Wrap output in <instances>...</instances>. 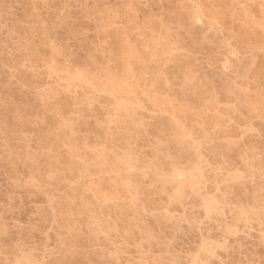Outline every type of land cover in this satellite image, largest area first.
I'll return each instance as SVG.
<instances>
[{"label": "rangeland", "instance_id": "obj_1", "mask_svg": "<svg viewBox=\"0 0 264 264\" xmlns=\"http://www.w3.org/2000/svg\"><path fill=\"white\" fill-rule=\"evenodd\" d=\"M261 14L260 0H0V264H259ZM233 51L252 61L250 73L223 71L225 62L238 63ZM164 61L169 75L158 80ZM184 64L196 71L178 86ZM237 84L240 94L232 91ZM243 89L251 90L245 100ZM93 98L103 106L89 107ZM217 124L224 132L203 160L219 167L227 161L217 153H226L239 161L223 141L248 129L254 169L234 190L225 173L202 192L196 173L181 168L174 182L187 194L172 203L158 162L168 154L198 158L184 136ZM181 219L195 223L177 236ZM148 231L177 243L145 246Z\"/></svg>", "mask_w": 264, "mask_h": 264}, {"label": "snow or ice", "instance_id": "obj_2", "mask_svg": "<svg viewBox=\"0 0 264 264\" xmlns=\"http://www.w3.org/2000/svg\"><path fill=\"white\" fill-rule=\"evenodd\" d=\"M127 7L132 8L134 5H128ZM260 8L262 10V14L260 17V31H261V50L264 52V0H260ZM209 24L219 28L220 27V21L217 18L209 17L208 20ZM196 23L198 24H204V18L200 17L197 19ZM145 24H148V21H145ZM151 27V25H148ZM162 35V33H161ZM158 43H162V41H158ZM60 52L61 57H65V54L62 49H58ZM138 56H144L145 53L141 52L138 49L137 52ZM233 56L238 61V63H229L225 62L223 65V71L227 74H243L245 72H249L251 68L254 66L251 60H245L240 52L233 51ZM70 59V58H68ZM156 71V79L158 80H167L169 72H168V63L167 61H164L163 67H158L155 69ZM178 73L181 74V79L178 82V86L180 84H183L184 86H187V84L191 83L193 81V76L195 73V69L192 67L191 64H184L181 66V68L177 69ZM209 88L212 87L211 81H209ZM153 87L155 88V83H153ZM232 91L237 92V94H240L241 90L239 88V85L237 84V87L233 89ZM251 94L250 89H243V95H241V99L245 100V97L247 95ZM97 104H100L103 106V102L97 98H93L89 101V107L95 108ZM253 105H249V108H253ZM260 110L262 117H264V69H262V77L260 82ZM147 111V109H145ZM97 123L100 126H108L110 130L114 131V127L107 125V121H102L99 118H97ZM146 123V121H145ZM151 132V128L147 127L145 128V134ZM224 132L223 126L220 124L215 125L210 130H201L199 133L193 129L192 132L187 133L184 136V140L195 145L196 151L198 153V158L193 159L191 156H185L184 154H181L178 157H174L170 154L162 156L160 161L157 164V171L160 172L161 169H163L162 172V178L166 180V182L171 183L170 187V196L169 199L172 203H180L184 197L187 194V188L185 186L177 185L174 182V177L176 173L181 168H191L192 172L196 173V179L200 181V188L203 192L204 187L206 184H212V183H219L220 177L226 175V179L228 181L229 186L234 190L236 185H241L242 182L246 180L247 177L250 175V171L254 169L255 167V157L253 155L254 149L251 144H249L248 136L249 131L248 129H241V133L235 135L234 137H229L227 140H224L223 143H230L231 146L234 149H237L239 151V161L233 160L229 155L226 153H217V156H223V159L227 161L226 164H221L219 167L216 166V161L209 159L207 162L203 160V155L205 152L206 147H211L213 144H217L219 141L217 140V134H222ZM261 144L259 147V162H260V215L262 220V225H264V128L261 129ZM157 140L160 143H163V135L157 136ZM163 151V149H161ZM187 160L188 163H185L184 161ZM240 161H243L241 163ZM215 178V179H214ZM49 179L50 180H56L57 179V171L53 170L49 173ZM167 186V183H166ZM153 188H156L157 185L153 184ZM148 193H145V196L147 197ZM55 207V205H54ZM147 211V210H146ZM165 215L167 217H172L171 212L168 210H165ZM241 215L243 216H250L251 211L249 209H243L241 211ZM174 219V217H172ZM185 223H189L190 226H194L195 222L188 221L185 219H181L178 221V226L175 229L177 236L180 234V232L183 229V226ZM200 227H204V221H200ZM177 236H170L169 238H162L158 236L156 233L152 231H148L145 233V239L142 241V243L146 246L150 243H159L160 247H167L171 249L173 245L177 243ZM262 237H264V227H262ZM147 250V249H145ZM206 251V245H201V255ZM7 264H38L36 261H28V262H22V261H8ZM50 264H80V262H63V261H54L50 262ZM91 264H101L99 261H92ZM103 264H215V262H210L206 259L203 260H196V261H188L185 262L183 260H173V259H157L155 261L148 260V261H139V262H133L128 261L125 262L123 260H117L115 258L111 260H106L103 262ZM219 264H237V262H225L223 260L219 261ZM239 264H245V262L241 261ZM250 264H256L255 261H251ZM259 264H264V257L259 261Z\"/></svg>", "mask_w": 264, "mask_h": 264}, {"label": "bare ground", "instance_id": "obj_3", "mask_svg": "<svg viewBox=\"0 0 264 264\" xmlns=\"http://www.w3.org/2000/svg\"><path fill=\"white\" fill-rule=\"evenodd\" d=\"M77 77H78V76H77ZM129 168H130V167H129ZM187 175H189V174H187ZM190 176H191V175H190ZM190 176H189V177H190ZM191 177H192V176H191ZM191 177H190V178H191ZM187 179H188V178H187ZM189 180H190V179H189ZM191 181H192V179H191ZM182 182H183V181H182ZM112 196H113V195H112ZM97 202H98V201H97Z\"/></svg>", "mask_w": 264, "mask_h": 264}]
</instances>
